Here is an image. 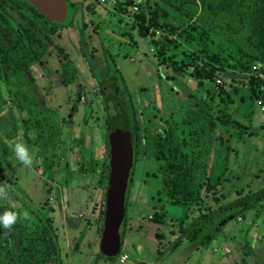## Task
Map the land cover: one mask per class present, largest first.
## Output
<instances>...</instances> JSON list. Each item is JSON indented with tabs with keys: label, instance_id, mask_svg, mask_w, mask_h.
<instances>
[{
	"label": "rangeland",
	"instance_id": "1",
	"mask_svg": "<svg viewBox=\"0 0 264 264\" xmlns=\"http://www.w3.org/2000/svg\"><path fill=\"white\" fill-rule=\"evenodd\" d=\"M67 6L66 20L26 77L0 79V189L7 193L0 205L28 229L53 215L63 264H264V198L228 217L206 244L181 232L200 213L264 187V99L247 96L256 73L250 65L264 73L249 18L263 14L248 0H67ZM196 66L213 70V78L194 79ZM115 68L140 143L120 225L114 216L106 220V189L97 184L107 126L99 83ZM223 90L232 99L226 106ZM223 113L244 128L223 124ZM162 128L193 156L199 197L192 202L160 193L165 161L154 157V145ZM17 143L29 149L31 166L18 160ZM115 233L120 249L113 254Z\"/></svg>",
	"mask_w": 264,
	"mask_h": 264
},
{
	"label": "trees",
	"instance_id": "2",
	"mask_svg": "<svg viewBox=\"0 0 264 264\" xmlns=\"http://www.w3.org/2000/svg\"><path fill=\"white\" fill-rule=\"evenodd\" d=\"M248 1H251L254 8H258L259 12L263 14L262 17L259 15L258 18H249V20L250 23L254 22L252 23L254 32L258 34V44L260 50H262L260 57L264 60V0ZM123 11L126 10L123 9ZM137 15L139 19L144 20L143 11H140ZM61 25V23L51 21L27 0H0V79L10 78L13 73H20L26 77V71L30 63L42 55L48 46L51 35ZM139 32L141 35H145L142 29ZM153 41L156 45H159V51L166 49L164 41L163 43L160 42L161 40ZM174 68L177 73H181L178 67L174 66ZM113 71H117V69L115 68ZM190 75L201 82L202 78H213L214 71L196 66ZM119 77L121 81L122 77L120 73ZM250 78V86L247 93L248 98L264 99V79L256 73H252ZM102 80L99 83V90L101 89ZM224 92L223 106H226L232 99L227 91ZM121 98L120 93L119 100L130 114L134 158L136 161L140 145L138 126L130 106L125 99L122 101ZM102 102L104 105L103 98ZM104 109L106 111L105 105ZM44 114L46 116L47 113L44 112ZM221 117V122L225 125H237L244 128L243 125L225 116L224 113ZM47 130L48 127L44 126L40 129L39 134L44 136ZM156 134L158 139L154 145V157L165 161L164 165H162L163 183L160 193L175 202L188 203L196 200L199 197V191L198 183L192 171V154L182 151L180 144L174 143L172 131H165L162 128L158 129ZM105 141L106 159L104 172L98 179L97 184L106 189L105 218L108 220L113 216V213L107 204L108 202L112 203L113 199L109 190L107 175V133H105ZM1 143H3V140L0 134V149ZM263 198L264 187L240 195L224 204L200 213L191 219L181 229V232L185 233L186 238L191 243L206 244L222 229L228 217L255 207ZM125 208L126 197L124 209L120 210L121 220L118 223L119 225L125 219ZM49 210L52 214L54 211L52 204L49 206ZM5 211L14 210L9 206L0 205V214ZM53 222V215H43L41 216V220L36 224L39 229H28V226L17 213V221L10 229L0 227V264H63L60 256L59 236ZM115 234L112 235L113 254L118 253L120 249V240ZM100 243L101 252L106 253L104 242L101 241ZM106 257L111 258V254H106Z\"/></svg>",
	"mask_w": 264,
	"mask_h": 264
},
{
	"label": "water",
	"instance_id": "3",
	"mask_svg": "<svg viewBox=\"0 0 264 264\" xmlns=\"http://www.w3.org/2000/svg\"><path fill=\"white\" fill-rule=\"evenodd\" d=\"M50 20L62 23L68 16L67 0H27ZM106 108L108 183L113 202H108L116 222L121 220L130 171L134 165V145L130 114L119 100L120 77L117 71L107 74L101 84ZM118 238V233L115 234Z\"/></svg>",
	"mask_w": 264,
	"mask_h": 264
},
{
	"label": "clouds",
	"instance_id": "4",
	"mask_svg": "<svg viewBox=\"0 0 264 264\" xmlns=\"http://www.w3.org/2000/svg\"><path fill=\"white\" fill-rule=\"evenodd\" d=\"M18 160L25 166H31L33 163V156L29 149L22 143H17L13 147ZM0 194L7 195L3 189H0ZM17 221V213L14 211H5L0 214V227L10 229Z\"/></svg>",
	"mask_w": 264,
	"mask_h": 264
},
{
	"label": "built area",
	"instance_id": "5",
	"mask_svg": "<svg viewBox=\"0 0 264 264\" xmlns=\"http://www.w3.org/2000/svg\"><path fill=\"white\" fill-rule=\"evenodd\" d=\"M251 70H252V72H258L257 74H259V76H261V78H263L264 79V73L262 72V69L260 68V66H257L256 64H253L252 66H251ZM218 83H220L221 82V80L220 79H217L216 80ZM128 258V255L127 254H123V255H121L120 257H119V261L121 262V263H123V262H125V260Z\"/></svg>",
	"mask_w": 264,
	"mask_h": 264
},
{
	"label": "crops",
	"instance_id": "6",
	"mask_svg": "<svg viewBox=\"0 0 264 264\" xmlns=\"http://www.w3.org/2000/svg\"><path fill=\"white\" fill-rule=\"evenodd\" d=\"M54 209H55V207H54Z\"/></svg>",
	"mask_w": 264,
	"mask_h": 264
},
{
	"label": "flooded vegetation",
	"instance_id": "7",
	"mask_svg": "<svg viewBox=\"0 0 264 264\" xmlns=\"http://www.w3.org/2000/svg\"><path fill=\"white\" fill-rule=\"evenodd\" d=\"M101 92V91H100Z\"/></svg>",
	"mask_w": 264,
	"mask_h": 264
}]
</instances>
